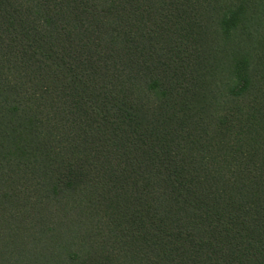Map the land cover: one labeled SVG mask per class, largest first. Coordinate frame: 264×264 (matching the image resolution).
<instances>
[{"label":"trees","instance_id":"1","mask_svg":"<svg viewBox=\"0 0 264 264\" xmlns=\"http://www.w3.org/2000/svg\"><path fill=\"white\" fill-rule=\"evenodd\" d=\"M0 264H264V0H0Z\"/></svg>","mask_w":264,"mask_h":264}]
</instances>
